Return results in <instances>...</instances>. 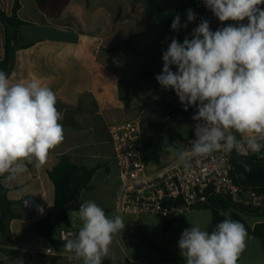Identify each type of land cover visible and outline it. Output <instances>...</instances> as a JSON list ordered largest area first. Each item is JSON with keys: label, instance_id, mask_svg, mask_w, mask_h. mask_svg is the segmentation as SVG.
Masks as SVG:
<instances>
[{"label": "crops", "instance_id": "0c3cea01", "mask_svg": "<svg viewBox=\"0 0 264 264\" xmlns=\"http://www.w3.org/2000/svg\"><path fill=\"white\" fill-rule=\"evenodd\" d=\"M19 1L21 7L18 16L26 24L18 30L21 48L16 52L9 77L13 83L39 79L44 86L54 91L57 97L56 107L62 113L59 123L63 125L64 140L50 150L46 163L39 169L28 165V171L15 181L2 180V184L9 189L8 198L15 203L11 210L20 217L9 221L10 234L6 238L0 233V264H51L55 255L46 254L48 249L58 253L57 264H81V261H70L63 249L57 250L40 234L28 232L34 223L48 214L54 204L55 188L49 173L56 166L58 158L70 155L81 166L99 167L91 188L82 192L80 201H95L104 210L116 214L121 181L111 143L110 127L120 123L139 122L145 144L162 145L160 162L147 164L148 171L156 174L176 161L178 150L190 147L191 140L194 139L196 122L191 117L195 114V108L189 107L183 115L176 116L167 113L162 105L163 102H169L184 110L175 92L162 89L155 79L162 71V53L167 49L171 38L163 27L150 25L142 2L71 0L59 17L51 18L38 9L35 0ZM188 2L189 0H157L165 12H174L181 3ZM14 3L15 0H0V6L7 14L12 13ZM148 30L133 50L121 54L106 51L121 41ZM4 56L5 27L0 20V61ZM149 67H153V74L137 88L127 108L121 101L125 87L120 81H133L138 73ZM175 70L173 66V71ZM167 116L171 119L166 120ZM178 117L180 119L176 123ZM152 124L163 128H156ZM23 200H30L31 206L25 207ZM36 205L44 208L42 215L36 210ZM200 209L203 207L191 213ZM1 213L0 206V215ZM74 213L76 212L71 213L72 229L78 233L80 228L74 224ZM125 214L133 215L123 213L121 217ZM136 216L164 219V223L168 224L164 229L168 228L166 233L175 221L154 215ZM242 216L251 227L264 222V217ZM62 229V224L58 223L52 231L53 238L59 240ZM158 243L165 246L162 242ZM120 248L125 253L122 244ZM18 254H29V257ZM103 261L117 264L112 247ZM144 262L173 264L164 261L154 250ZM237 264H264V250L258 239L247 235L246 248Z\"/></svg>", "mask_w": 264, "mask_h": 264}, {"label": "clouds", "instance_id": "9594fccd", "mask_svg": "<svg viewBox=\"0 0 264 264\" xmlns=\"http://www.w3.org/2000/svg\"><path fill=\"white\" fill-rule=\"evenodd\" d=\"M203 2L221 24L234 23L213 31L202 18L191 38L181 43L173 37L155 77L162 89L175 92L184 111L195 108L194 139L189 148L177 151L176 166L185 171L195 159L217 152L247 157L264 150V0ZM195 19L196 14L187 10V21ZM187 26L177 14L171 29ZM56 104L54 91L39 79L13 83L0 70V177L12 182L28 171V165L39 169L50 150L63 142L62 113ZM31 204L23 200L25 207ZM36 210L44 213L42 206L36 205ZM218 215L223 219L211 232L199 224L182 231L177 246L185 264H237L246 248L247 230L230 211L221 209ZM78 216L82 226L75 236L69 234L64 253L70 261L102 264L126 224L120 215L109 217L92 200L80 204Z\"/></svg>", "mask_w": 264, "mask_h": 264}, {"label": "trees", "instance_id": "16d2710c", "mask_svg": "<svg viewBox=\"0 0 264 264\" xmlns=\"http://www.w3.org/2000/svg\"><path fill=\"white\" fill-rule=\"evenodd\" d=\"M142 2L148 13L150 25L157 24L164 28L165 32L172 39L174 37L171 29L173 19L178 14L180 23L187 21V10L194 9L196 0H189L188 3H181L176 11L165 12L160 8L157 0H136ZM38 9L51 18L59 17L71 0H35ZM89 2V0H87ZM20 1L15 0L13 11L7 14L0 6V20L5 27V56L0 61V70L6 74H10L13 70L16 52L21 46L18 43V30L26 23L18 16L20 9ZM134 35L126 40L121 41L117 45L108 48V53H126L133 50L138 41L147 33ZM180 42V41H179ZM182 43V42H181ZM153 67H149L144 72L137 74L135 80H122L121 84L125 87V94L121 101L128 108L134 98L135 92L141 84L153 74ZM167 113H172L176 116L183 115L186 111L179 109L169 102H163ZM152 126L162 129L163 126L152 124ZM163 147L160 143H149L143 150V159L149 164L150 162L159 163L160 153ZM99 167L89 168L77 164L70 155H62L58 158L56 166L50 171L49 177L55 188V201L50 207L48 214L37 221L29 228V233H38L44 239L50 241L52 246L57 250L63 249L64 243L53 238L52 231L58 223H61L63 228H72V212H78L81 204L80 197L83 191L91 188L92 180ZM232 177L234 181L247 189H253L259 194L264 195V150L261 154H253L249 157L234 156L232 159ZM4 177H0V206L2 213L0 215V233L6 238L10 234L9 221L19 218V214L12 212L11 208L15 204L8 198L9 189L2 184ZM209 209L212 215V223L209 229L211 232L216 224L223 219L218 215V211L223 209L230 211L233 220L240 221L247 230V235L258 239L264 250V222L251 227L243 218L242 215H251L264 217V203L260 208L254 209L243 205L236 204L233 200L224 195L216 194L212 191L207 193V201L203 206ZM108 215L110 211L104 210ZM168 225V224H167ZM166 225V227H167ZM147 245L158 252L159 256L169 263L185 264L183 257L175 256L166 248L146 240ZM12 254H15L11 252ZM18 256L29 257V254ZM57 256L52 257L51 264H57ZM240 259V257H239ZM238 259V261H239ZM238 263V262H237ZM102 264H109L108 261H102Z\"/></svg>", "mask_w": 264, "mask_h": 264}, {"label": "built area", "instance_id": "2783aa9c", "mask_svg": "<svg viewBox=\"0 0 264 264\" xmlns=\"http://www.w3.org/2000/svg\"><path fill=\"white\" fill-rule=\"evenodd\" d=\"M192 11L196 14L195 21H186L187 28L181 27L173 31L174 37L180 42H183L186 36L191 38L192 30L198 26L202 18L210 22V28L213 31L228 23H234L228 21L221 24L207 9L203 0H196ZM170 119V116L166 117V120ZM109 131L121 181L116 202V215L130 213L176 219L202 208L207 201L209 191L228 196L236 204L249 208H260L264 203V195L253 189L244 188L234 181L232 159L238 156L235 151L217 152L208 157L197 158L192 162L189 171H185L182 166H176L174 161L163 171L152 174L148 171L147 163L143 159L146 144L140 123L116 124L111 126ZM251 155L253 154L247 157ZM69 234L75 236L77 232L72 228H64L60 231L59 240L65 243ZM117 240L116 234L113 243ZM45 253L58 255L53 249H48ZM134 263L154 264L144 261Z\"/></svg>", "mask_w": 264, "mask_h": 264}, {"label": "rangeland", "instance_id": "374dc122", "mask_svg": "<svg viewBox=\"0 0 264 264\" xmlns=\"http://www.w3.org/2000/svg\"><path fill=\"white\" fill-rule=\"evenodd\" d=\"M115 215L111 212L108 216L113 217ZM122 218L126 224L125 228L117 233L118 241L110 245L114 251V261L117 264H137L134 262L144 261L152 253V249L147 245L144 238H149L155 244H159L158 241L162 242L168 247L161 246L173 255L180 256L177 242L184 229L199 224L203 230L208 231L211 226V211L205 208L177 217L168 233H166L168 228L164 230L166 223L161 218L129 214L123 215ZM73 220L77 228L82 226L78 212L73 214ZM55 233H58V230H55ZM120 244L123 245L125 253L121 250Z\"/></svg>", "mask_w": 264, "mask_h": 264}, {"label": "water", "instance_id": "95a60500", "mask_svg": "<svg viewBox=\"0 0 264 264\" xmlns=\"http://www.w3.org/2000/svg\"><path fill=\"white\" fill-rule=\"evenodd\" d=\"M179 119H180V117H178V119L176 120V123L178 122Z\"/></svg>", "mask_w": 264, "mask_h": 264}]
</instances>
